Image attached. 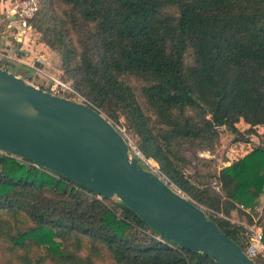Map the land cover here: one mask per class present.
<instances>
[{
  "label": "trees",
  "instance_id": "16d2710c",
  "mask_svg": "<svg viewBox=\"0 0 264 264\" xmlns=\"http://www.w3.org/2000/svg\"><path fill=\"white\" fill-rule=\"evenodd\" d=\"M36 1L27 23L82 102L245 250L241 223L251 216L243 209L264 195V144L221 167L218 190L191 180L181 150L212 149L218 127L239 134V121L247 133L264 126V0ZM86 192L0 150V241L20 264H93L98 252L114 264H216L151 231L119 201L118 230L121 219ZM259 228L264 246V223ZM85 240L89 253L79 256ZM252 260L264 264V255Z\"/></svg>",
  "mask_w": 264,
  "mask_h": 264
},
{
  "label": "water",
  "instance_id": "95a60500",
  "mask_svg": "<svg viewBox=\"0 0 264 264\" xmlns=\"http://www.w3.org/2000/svg\"><path fill=\"white\" fill-rule=\"evenodd\" d=\"M0 150L104 199L115 198L178 247L216 264H256L203 208L130 153L105 115L0 67Z\"/></svg>",
  "mask_w": 264,
  "mask_h": 264
},
{
  "label": "rangeland",
  "instance_id": "374dc122",
  "mask_svg": "<svg viewBox=\"0 0 264 264\" xmlns=\"http://www.w3.org/2000/svg\"><path fill=\"white\" fill-rule=\"evenodd\" d=\"M10 5H14L16 2L19 0H10ZM28 36L31 37L35 42L38 40V34L30 28ZM36 66L39 68H42L43 72L49 73V74H41L39 75V78L43 79V77H46V79L52 83L51 78H55V80H61L65 83L68 84L63 78V74L61 69L59 68V60L57 54H53V52L46 57V62L44 65L39 64L38 62L34 63ZM7 68V67H5ZM70 87L71 85L68 84ZM49 85L45 87V89H48ZM71 89L75 91L72 87ZM78 94V93H77ZM71 98L76 99V101L82 102V98L74 95V93H70L68 95ZM236 128L239 131V134L233 133L230 130H228L225 127H218L217 132H218V138L217 141L213 144L212 149H201L196 146H190L188 144H185L182 146V154L183 156L188 160V164L186 165L185 172L190 173L192 175V181L194 183H198L201 185H209L211 186L214 190H218V184H217V179H216V174L218 170L223 167L225 162H231L245 153H247L249 150L252 148L264 144V126H256L254 128H251L252 132L247 133L245 130L249 127L247 124H245L242 121L237 122ZM122 133L123 130L117 127ZM126 137V141L128 144V148L131 154H134V149L136 148L135 144L132 142V140L125 134L123 133ZM239 137H242L244 140H235ZM137 149V148H136ZM206 159L209 160V163H203L201 160ZM157 167V166H156ZM165 178V177H163ZM166 179V178H165ZM170 184V183H169ZM172 185V184H171ZM173 186V185H172ZM173 188H175L173 186ZM176 190H179L175 188ZM180 191V190H179ZM87 193V192H86ZM87 197H94L95 199H99L104 204L111 209L118 217L121 219L122 214H121V207L118 206V200L115 198H109V199H104L101 198L99 195H93L92 193H87ZM263 202H264V195H262L257 203L256 207L253 208V210H250L248 215L251 216V222L250 223H243L249 226H260L264 223V216H263ZM203 208V207H202ZM204 212L205 209L203 208ZM220 215V214H219ZM232 215L235 216L236 214L234 211L232 212ZM236 217V218H235ZM233 217V219H241L238 218L237 216ZM242 220V219H241ZM121 222L118 223L117 229L121 230L124 227V223ZM142 230L146 233V235L151 236L153 239L156 240V238L153 237V234L146 231L145 229L142 228ZM245 236H246V230L244 231ZM82 249L79 251L78 255L83 256L86 253H89L90 245L88 244L87 240L82 242ZM260 255H264V249L260 250L258 252ZM95 261L93 264H114L110 256L102 252L96 253L95 255ZM0 264H20L15 256L14 252L10 251L8 252V245L4 241H0ZM50 264V263H47Z\"/></svg>",
  "mask_w": 264,
  "mask_h": 264
},
{
  "label": "crops",
  "instance_id": "0c3cea01",
  "mask_svg": "<svg viewBox=\"0 0 264 264\" xmlns=\"http://www.w3.org/2000/svg\"><path fill=\"white\" fill-rule=\"evenodd\" d=\"M10 2V0H0V67H7L6 70L45 89L51 82L46 77L40 80L39 75L49 73L43 72L42 68L34 63L38 62L44 65L46 57L52 52L55 54V52L40 42L39 37L36 42L31 39L28 36L30 29L25 32H18L15 22L10 23V27L8 26V22L13 21V17L6 14L10 8ZM228 163L225 162L223 166Z\"/></svg>",
  "mask_w": 264,
  "mask_h": 264
},
{
  "label": "built area",
  "instance_id": "2783aa9c",
  "mask_svg": "<svg viewBox=\"0 0 264 264\" xmlns=\"http://www.w3.org/2000/svg\"><path fill=\"white\" fill-rule=\"evenodd\" d=\"M37 8L38 5L36 0H19L14 5H12L6 12V14L11 15L13 17V21H9L8 26L10 27V23L15 22L17 24L18 32H25L29 30L30 26L27 23V19L32 16V14L37 10ZM51 80L52 83L49 85L47 89V91H49L50 93L60 97L69 98L72 100H76V99L69 97L68 95L70 93H74V95L80 97L79 94L73 91L67 83L61 80H55V78H51ZM133 155L137 158L139 163L144 165L145 168L155 173L158 172V169L155 163L153 162V160L144 157L139 152L138 149L136 148L134 149ZM243 210L246 213H249L251 209L247 207L244 208ZM241 224L246 230V237H247L246 249L243 251L248 257L252 258L260 250L264 249V246L262 244V232L258 226L256 227L254 225L249 226L243 223ZM153 237L162 243H167V241L162 239L159 235L153 234Z\"/></svg>",
  "mask_w": 264,
  "mask_h": 264
}]
</instances>
